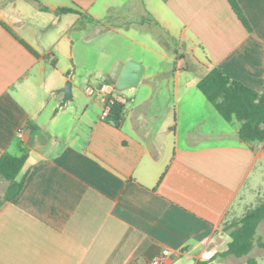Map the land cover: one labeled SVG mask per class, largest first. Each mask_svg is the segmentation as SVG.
I'll return each mask as SVG.
<instances>
[{
	"label": "crops",
	"instance_id": "crops-1",
	"mask_svg": "<svg viewBox=\"0 0 264 264\" xmlns=\"http://www.w3.org/2000/svg\"><path fill=\"white\" fill-rule=\"evenodd\" d=\"M233 1L248 28L229 0H0V156L28 155L21 192L0 207V264L247 263L219 255L224 227L254 207L264 146L240 142V123L222 125L196 86L213 68L264 84V0ZM93 42L101 63L83 66L84 84L144 67L119 128L75 75L60 107L74 48Z\"/></svg>",
	"mask_w": 264,
	"mask_h": 264
},
{
	"label": "trees",
	"instance_id": "trees-1",
	"mask_svg": "<svg viewBox=\"0 0 264 264\" xmlns=\"http://www.w3.org/2000/svg\"><path fill=\"white\" fill-rule=\"evenodd\" d=\"M229 2L238 19L248 28L238 6L233 0ZM21 44L31 51L24 43ZM196 86L225 122L230 123L236 120L240 123L238 130L240 142L248 146H264V84L260 92H256L239 82L230 80L219 69L213 68L198 81ZM124 119L125 106L115 105L111 107L104 122L119 128ZM33 131L34 129H31V132ZM20 152V156H13L9 153H3L0 156V186L5 183L3 198H0V207L3 203L15 199L23 188L26 173L22 177L20 174L28 157L23 144H20ZM263 220L264 200L248 210L240 219L224 227V232L228 233L231 241L227 245V250L219 256L246 257L252 252L256 243L257 246L263 248V243L255 237ZM247 264L257 263L255 259L248 257Z\"/></svg>",
	"mask_w": 264,
	"mask_h": 264
},
{
	"label": "rangeland",
	"instance_id": "rangeland-1",
	"mask_svg": "<svg viewBox=\"0 0 264 264\" xmlns=\"http://www.w3.org/2000/svg\"><path fill=\"white\" fill-rule=\"evenodd\" d=\"M93 44H94V42L92 43V48L90 47V51L87 54L82 53L80 46H78L79 44H77L76 47L74 48L73 57L71 58L73 60L74 64L76 65V68L78 66V71L74 76V80L76 83L80 84L81 87H83V90L86 89V87H87V84H84L85 83L84 80H85L87 74H84V72L82 71L83 66H85L86 68H88L90 70V67H93L97 63H101L100 60H97L95 58L94 54H95V50H96L95 48L100 47L102 45H101V43L94 44V45ZM71 46L72 45L69 42V47H71ZM61 61L65 62L64 59H61ZM68 65H69L70 72H71V66H70L69 60H68ZM190 66H191V64H190ZM182 67L184 68L185 66L183 65ZM179 73H180L182 79H186L188 81H191L195 77L194 76V70L181 71ZM102 82L103 83H109L107 80H105V78L102 79ZM138 91L141 92L140 90H138ZM117 93H118V95H122L127 100V103L125 106L127 108L131 107L130 103H129V99L130 98L133 99V96H129L127 98L125 96V95L129 94L127 90L123 91V92H117ZM175 110L179 113L180 119H181V110H183V108L178 106V108L177 107L174 108V112H175ZM220 120H221L222 125L226 124L225 121L221 117H220ZM212 127L214 130L215 129L214 127H217V126L215 124H212L211 122L207 123L206 128L211 129ZM205 143L206 144H223V143H229V141L228 140L223 141V140L212 139V140L205 141ZM253 176L258 178L257 182H258V186H259L258 187L259 189L256 192H254L253 198L251 200V206L253 205L255 207L262 200H264V164L256 166V168L253 172ZM4 190H5V183L1 187V191L4 192ZM252 208H249L248 210H250ZM235 221H237V220H235ZM255 237L257 240H260L262 243H264V221H263V223H261L259 225ZM246 257L247 258L251 257L253 259H256L260 264H264V247L260 248L259 246H257V243L254 244V248H253L252 252ZM243 261H244V259H243ZM241 263L247 264L246 262H241Z\"/></svg>",
	"mask_w": 264,
	"mask_h": 264
},
{
	"label": "water",
	"instance_id": "water-1",
	"mask_svg": "<svg viewBox=\"0 0 264 264\" xmlns=\"http://www.w3.org/2000/svg\"><path fill=\"white\" fill-rule=\"evenodd\" d=\"M72 44V42H71ZM71 73L69 79L64 83V86L58 90L60 93H63V98L60 103V107L64 106L68 101L72 100V82L71 79L76 73V65L73 60L70 59ZM144 72V67L133 60L126 62L125 64L117 63L109 74V82L114 85L115 89L119 92H123L130 89L137 88L142 75ZM58 111V108L55 109V113ZM36 139L39 143H45V137L41 134L38 137H29L28 144L31 145Z\"/></svg>",
	"mask_w": 264,
	"mask_h": 264
},
{
	"label": "built area",
	"instance_id": "built-area-1",
	"mask_svg": "<svg viewBox=\"0 0 264 264\" xmlns=\"http://www.w3.org/2000/svg\"><path fill=\"white\" fill-rule=\"evenodd\" d=\"M85 94L88 97H95L101 106V113H100V120L105 121L107 118L110 109L112 106L115 105H123L125 106L127 100L122 96L118 95L115 87L113 84L103 83L102 81L97 83V85L89 84L87 85L86 89L84 90ZM17 137L20 140H23L24 135V127H19L17 130ZM168 253L164 251L162 253L163 256H166ZM151 264H159V259H155L152 261Z\"/></svg>",
	"mask_w": 264,
	"mask_h": 264
}]
</instances>
